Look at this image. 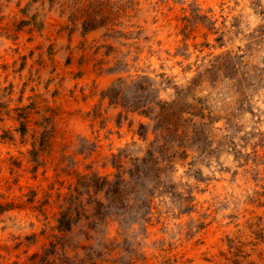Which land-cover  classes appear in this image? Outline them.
Returning a JSON list of instances; mask_svg holds the SVG:
<instances>
[{"label":"rangeland","instance_id":"374dc122","mask_svg":"<svg viewBox=\"0 0 264 264\" xmlns=\"http://www.w3.org/2000/svg\"><path fill=\"white\" fill-rule=\"evenodd\" d=\"M0 264H264V0H0Z\"/></svg>","mask_w":264,"mask_h":264}]
</instances>
